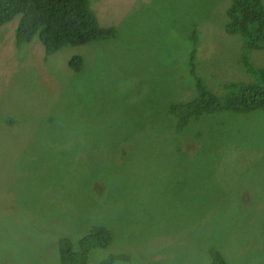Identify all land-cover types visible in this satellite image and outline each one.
<instances>
[{"label":"rangeland","instance_id":"1","mask_svg":"<svg viewBox=\"0 0 264 264\" xmlns=\"http://www.w3.org/2000/svg\"><path fill=\"white\" fill-rule=\"evenodd\" d=\"M230 4L90 0L116 37L52 54L37 36L14 46L17 17L0 26V264H59L100 224L112 241L88 264H212L210 248L264 264V107L170 113L197 80L220 97L252 80ZM249 58L264 66V50Z\"/></svg>","mask_w":264,"mask_h":264},{"label":"trees","instance_id":"2","mask_svg":"<svg viewBox=\"0 0 264 264\" xmlns=\"http://www.w3.org/2000/svg\"><path fill=\"white\" fill-rule=\"evenodd\" d=\"M207 1V0H199ZM90 0H0V26L15 17L18 23L13 30L14 46L19 48L37 36L45 54H52L66 45H84L93 41L114 39L118 34L115 26H102L89 6ZM227 22L225 31L239 39H230L242 46L239 53V68L248 82H229L225 86L226 93L218 96L209 90L201 80H197V96L189 103L173 104L170 113L180 114L179 124L194 115L218 109L247 111L256 107H264V66L253 64L249 54L264 50V5L262 0H231L226 9ZM189 41L194 44L190 51V64L194 70L195 47L198 37ZM180 49V47H177ZM82 57L72 56L68 66L73 71L80 70ZM112 233L104 225H95L90 233L78 243L72 245L66 240L60 249L59 264H88L90 248H107L112 241ZM83 250L87 251L84 253ZM212 264H226L222 254L210 248ZM116 256H110L98 264H111Z\"/></svg>","mask_w":264,"mask_h":264}]
</instances>
